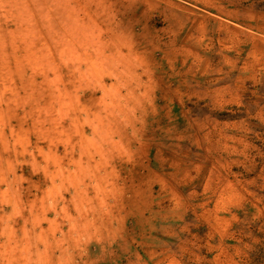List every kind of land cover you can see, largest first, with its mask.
I'll return each mask as SVG.
<instances>
[{
	"label": "rangeland",
	"instance_id": "1",
	"mask_svg": "<svg viewBox=\"0 0 264 264\" xmlns=\"http://www.w3.org/2000/svg\"><path fill=\"white\" fill-rule=\"evenodd\" d=\"M0 264H264V0H0Z\"/></svg>",
	"mask_w": 264,
	"mask_h": 264
},
{
	"label": "bare ground",
	"instance_id": "2",
	"mask_svg": "<svg viewBox=\"0 0 264 264\" xmlns=\"http://www.w3.org/2000/svg\"><path fill=\"white\" fill-rule=\"evenodd\" d=\"M39 1H40V0H39ZM44 1H45V0H44ZM46 2H47V1H46ZM46 2H45V3H46ZM49 2H50V1H49ZM51 2H52V0H51ZM46 4H47V3H46ZM54 4H55V3H54ZM51 6H52V4H51ZM53 6H54V5H53ZM47 7H48V6H47ZM59 7H60V6H59ZM51 8H52V7H51ZM51 8H50V9H51ZM60 11H62V10H60ZM52 15H53V14H52ZM59 17H60V16H59ZM59 17H58V18H59ZM61 17H62V16H61ZM61 17H60V18H61ZM43 18H44V16H43ZM53 18H54V17H53ZM47 19H48V18H47ZM69 22H70V21H69ZM69 27H70V26H69ZM51 34H52V33H51ZM61 34H62V33H61ZM57 37H58V36H57ZM62 50H63V49H62Z\"/></svg>",
	"mask_w": 264,
	"mask_h": 264
}]
</instances>
